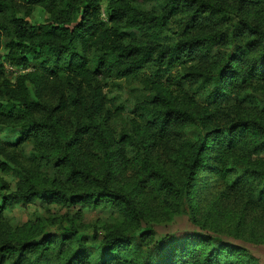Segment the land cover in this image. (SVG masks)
Segmentation results:
<instances>
[{"label": "trees", "instance_id": "trees-1", "mask_svg": "<svg viewBox=\"0 0 264 264\" xmlns=\"http://www.w3.org/2000/svg\"><path fill=\"white\" fill-rule=\"evenodd\" d=\"M21 1L49 17L14 18L12 32L0 23V44L9 36L0 55V128L17 136L10 143L0 138V171L14 184L12 190L0 181V264H261L246 248L200 232L156 240L143 223L156 202L165 212L190 214L198 225L208 219H201L208 196L240 200L243 214L264 218V0H157V15L131 0H108L107 21L103 0ZM5 7L0 0V13ZM176 18V36L162 35ZM120 26L147 35L149 43L126 44ZM4 59L17 69L13 78L4 74ZM149 62L161 74L143 80L154 95L139 106V133L117 140L108 132L113 115L94 75L128 78ZM193 62L201 65L192 72L193 94L203 105L191 111L177 104L193 102L181 89L188 74L167 75ZM61 84L71 91L59 93L55 105L45 103V91ZM233 99L237 106L227 107ZM185 129L192 137L179 145L177 159L168 156L179 164L177 178L153 158L164 139L182 137ZM26 143L32 145L28 167L21 161ZM128 147L135 157L127 164L133 161L140 180L126 189L117 177ZM40 169L54 173L42 179ZM37 199L111 208L119 222L103 225L102 235L81 234L80 213L54 233L37 218L14 230L4 224L5 212Z\"/></svg>", "mask_w": 264, "mask_h": 264}, {"label": "rangeland", "instance_id": "rangeland-1", "mask_svg": "<svg viewBox=\"0 0 264 264\" xmlns=\"http://www.w3.org/2000/svg\"><path fill=\"white\" fill-rule=\"evenodd\" d=\"M107 2L108 0H103L101 6V17L104 21H107L108 18L109 8ZM131 2L138 5V8L147 12L148 15H157L162 11L159 8L157 0H131ZM48 17V13L39 8L30 7L26 2L21 0H6V7L0 13V23L6 25L8 30L12 32V20L14 18H24L30 22H35L36 20H42ZM179 24L178 18L173 19L167 27L163 29L162 35L176 36V33L180 30ZM120 30L125 33L124 40L126 44L142 45L149 43L147 35L134 31L130 27L120 26ZM1 40L0 55H5L9 36L3 34ZM1 59H3V57ZM93 60L92 65L95 66V58ZM3 62V66L5 67L4 74L9 78H13L17 73V69L11 67L5 59ZM186 66L187 71L182 72V70H175L167 75V78H173L176 74H188L187 78L183 79L181 82V89L183 90V95H189L193 102H179L177 104L185 109L193 111L196 110L198 105H203L202 100L193 94L196 91L197 83L195 75H193L192 72L198 71L201 65L200 63L193 62L188 63ZM157 74H161L158 67L152 62H149L144 64L141 69L128 78L119 77L117 72L111 74L97 73L94 75V83L103 88V94L107 100V109L110 114L113 115L108 121V132L117 140L124 134L136 137L139 133L141 126L139 116L141 110H139V106L150 101L151 97L154 95L153 92L144 88L143 80L154 78ZM69 90L71 91L69 85L65 84H61L59 89L53 88L52 86L45 91L43 101L47 104L55 105L60 96L59 93H66V91ZM237 104V101L233 99L227 107L230 106L235 108ZM151 111L154 112V109ZM38 116L41 117V114H38ZM77 122H79V120ZM76 123L73 122V125ZM186 130L187 129L184 130L182 137L172 133L168 139H164L156 148L153 158L160 168L177 178L181 177V175H179V164L169 161L168 156L171 153L174 158L176 157L177 159L180 150L179 145H183L185 138L192 137L186 133ZM0 138L10 143L14 142L17 136L15 131L11 128H0ZM31 150V144H24V154L21 161L27 167L33 165L29 160ZM127 150L125 161H123V163L127 165H125L126 169L122 172L121 177H117L119 184H121L122 188L126 189L130 187L132 182L134 183L140 180L138 169L134 166L133 161L130 160L131 162L127 164L128 158L132 159L135 157L134 151H132L131 147H128ZM91 162L93 165L99 164L97 159L93 157ZM39 171L42 172L38 173L42 179L51 177L54 173L52 169H40ZM1 180L10 184L12 190L14 189L10 174L0 171V181ZM214 191H218V188ZM206 196H208V194ZM142 197H145L150 203L148 188L142 189ZM207 202L209 204H204L201 209V219L205 214H208V219L206 221L200 220L198 225L191 221L190 214L188 213H168L161 210L156 202H151L148 212L149 217L147 221L143 223V226L151 229L155 234L156 240H163L166 237L182 238L187 234L200 232L212 238L240 245L254 254L261 264H264V218L262 220L258 218L256 221H253L250 216L243 214L241 202L237 199L214 200L208 196ZM79 213L81 219L76 220L80 224L81 234L89 235L96 231L102 235L103 225L107 224L113 226L119 222V217L111 208L98 207L87 209L85 207L81 209L80 206H67L63 203L46 202L39 199L26 206L15 205L13 210L4 213L3 218L4 224L12 227L13 230L31 219L37 218L44 225L46 233H54L68 226L69 223L66 221V218H76ZM243 217L244 222L241 220L240 223H238L239 219ZM245 223L248 224L245 226Z\"/></svg>", "mask_w": 264, "mask_h": 264}]
</instances>
